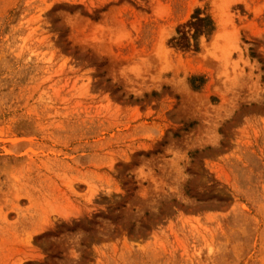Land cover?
<instances>
[{"label": "rangeland", "instance_id": "rangeland-1", "mask_svg": "<svg viewBox=\"0 0 264 264\" xmlns=\"http://www.w3.org/2000/svg\"><path fill=\"white\" fill-rule=\"evenodd\" d=\"M0 264H264V0H0Z\"/></svg>", "mask_w": 264, "mask_h": 264}, {"label": "trees", "instance_id": "trees-1", "mask_svg": "<svg viewBox=\"0 0 264 264\" xmlns=\"http://www.w3.org/2000/svg\"><path fill=\"white\" fill-rule=\"evenodd\" d=\"M186 27H188L189 30L193 31V37H196L201 34L209 35L214 29L212 19L209 16L201 17L200 13H196L192 17V20L187 23ZM188 33L189 31H182L180 38L177 40V45L181 44L183 46H187Z\"/></svg>", "mask_w": 264, "mask_h": 264}]
</instances>
